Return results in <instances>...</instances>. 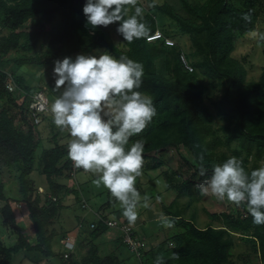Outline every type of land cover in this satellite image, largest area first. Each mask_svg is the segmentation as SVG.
<instances>
[{"label":"trees","instance_id":"1","mask_svg":"<svg viewBox=\"0 0 264 264\" xmlns=\"http://www.w3.org/2000/svg\"><path fill=\"white\" fill-rule=\"evenodd\" d=\"M85 2L0 0V62L8 54L15 53L8 60L14 61L19 69L27 64L51 65L61 56L73 58L78 53L89 54L97 49H106L117 59L127 56L141 63L143 82L137 91L152 98L156 115L142 133L130 138L126 150L137 140L143 142L145 163L142 174L147 177L150 171L163 165L157 157L169 146H182L192 159L185 157L178 170L167 171L164 175L168 186L178 190V196L171 203L163 204L161 212L180 228L179 231L166 238L155 235V240L159 239L158 244L147 249V242L139 237L135 224H129L125 217L116 220L108 216V210L115 202L109 199L96 210L98 218L90 222L89 227L82 222L81 230L88 227L93 241L89 253L81 260L73 252L65 257V252L69 250L64 244L67 250L60 256V264H116L118 258L114 252L102 258L98 253L99 246L95 245L98 236L110 230L107 219L116 221L120 227H129L133 241L140 243L138 249L142 264H154L158 254L164 256L165 264H235L231 259L235 233L250 242L259 264H264V225H254L246 207L236 206V212H215L210 215L211 218L222 224L200 227L194 204L200 201L193 187L195 183L191 177L181 184L174 183L179 172L188 171L186 166L193 170L191 176L198 173L201 154L205 157L203 163L208 173H211L213 165L221 164L232 156L240 159L249 173L261 167L260 161L264 160V66L258 79H248L246 63L236 58L233 52L239 38L257 29L264 0H243L240 5L234 0H181L185 13L180 12L175 4L167 2H155L154 7L147 10L138 0L137 6L144 8L142 22L149 28V34L164 25L166 16L177 24L181 34L189 35L192 41L190 52H185L181 41L164 30L175 40V45L169 46L163 39L148 42L147 38H141L127 43V48H120L111 39L110 26L92 28L86 23L83 14ZM126 8L129 15L134 13L133 6ZM154 11L158 12V16ZM242 13H250L251 22L243 20ZM29 19L36 20L31 30L23 28ZM41 39L47 40L45 45L40 44L46 47L44 52L32 54ZM181 53H185L193 70L185 67ZM11 74L19 97L6 88L8 73L0 66V168L18 169V191L29 211L36 241L32 243L19 225L13 200L7 196L5 184L0 181V200L5 201L1 208L2 224L18 235L17 242L12 246H7L0 238V264H10L13 255L21 250L39 252L47 257L56 256L53 246L57 232L50 226L59 216L62 198L72 188L66 183L55 182L54 177L68 178L74 168L67 157V145L59 142L61 130L54 125L51 112L30 108L32 97L37 92H43L49 99L50 109L56 97L52 87L55 81L46 90L40 85L29 84L23 74ZM209 88L216 93L208 94ZM207 98L211 99L210 104L205 102ZM17 107L19 114L14 111ZM44 123L51 128L52 146L45 150L41 159L42 172L49 185V191L43 195L35 187L30 174L41 139L40 127ZM233 145L235 147L232 148ZM222 146L231 147L232 155L221 150ZM147 181L156 183L157 180L148 177ZM81 190L78 182L73 191L76 194ZM187 195L190 199L186 203L178 199ZM153 213L155 217L160 215L156 210ZM92 223L94 227H91ZM73 230L68 234L66 231L61 242L65 243L68 235L75 236ZM125 236L126 232H121L116 241L127 245L138 256ZM170 242L175 244L174 248L168 246ZM174 252L179 254L178 259L170 258Z\"/></svg>","mask_w":264,"mask_h":264},{"label":"clouds","instance_id":"2","mask_svg":"<svg viewBox=\"0 0 264 264\" xmlns=\"http://www.w3.org/2000/svg\"><path fill=\"white\" fill-rule=\"evenodd\" d=\"M137 4L138 0H86L83 14L92 28L118 22L116 31L129 44L147 38L156 30L162 37L153 41L163 39L167 44L166 39L172 38L160 28L149 34V28L142 22L144 8ZM154 5L155 0L149 6ZM126 6H133L134 13L129 15ZM241 18L251 22L250 13H242ZM249 37L264 41L262 32L251 31ZM7 73L9 78L12 74ZM143 74L141 63L127 56L117 59L106 51L98 56L77 54L74 59L65 56L54 61L53 91L59 95L49 109L54 125L61 131L67 130L71 136L67 157L73 167L97 175L93 184L96 188H106L120 203L129 224L137 220L141 195L135 184L137 177L142 175L145 161L141 140L132 143L127 150L126 146L130 138L142 133L156 115L152 98L137 91L142 85ZM17 90L18 87L9 91L15 93ZM204 159L201 154L198 174L203 179L195 184L200 194H211L220 201L226 199L237 207L244 206L254 225H264V166L249 173L241 160L232 156L213 165L209 175ZM143 199L142 207L148 208L149 198ZM173 223L164 219L166 227H172ZM83 225L79 224L80 232ZM79 234L68 235L64 244L70 252L74 246L68 247L66 242H70L69 239L71 243L77 242ZM168 246L174 248L175 244L170 242ZM170 258L178 259L179 254L174 252ZM154 264H165L164 256L158 254Z\"/></svg>","mask_w":264,"mask_h":264},{"label":"rangeland","instance_id":"3","mask_svg":"<svg viewBox=\"0 0 264 264\" xmlns=\"http://www.w3.org/2000/svg\"><path fill=\"white\" fill-rule=\"evenodd\" d=\"M147 10H151L154 6H149L153 4V0H140ZM181 0H155L158 4H163L164 2L175 4L178 10L182 13H185V10L181 6ZM192 2H203L204 0H191ZM234 2L238 5L242 4L243 0H234ZM157 14L158 12L154 11ZM36 20L29 19L23 26L28 30H31L33 27V23ZM111 28V39L115 44H117L120 48H127V42L124 41L123 37L117 33L116 28L117 24L109 25ZM162 30L169 34H173L177 37L183 45L185 52H190L192 50V41L189 35L181 34L178 30V26L175 22L165 16L164 25L160 27ZM257 32L264 33V9L259 15ZM47 40L41 39L34 50L31 51L32 54L43 53L45 50V46H40V44H46ZM108 52L106 49H97L89 54L78 53L84 55H99L102 52ZM109 53V52H108ZM110 54V53H109ZM234 56L241 61H244L247 66L248 74L247 78H255L258 79L262 68L264 66V41H257L251 39L249 37V33L246 36H243L237 41V48L233 52ZM15 53H10L5 56L0 62V66L6 70V72H12L13 74L16 72L18 74H23V77L29 84L34 86L40 85L43 89L49 90L51 82L55 79L53 77V68L54 63L51 65H32L27 64L23 65L21 68H16V63L14 61H9L8 58L14 57ZM77 54L73 56L76 57ZM111 55V54H110ZM65 56H61L59 59H63ZM206 83L208 80L206 79ZM53 88L55 87L52 86ZM207 93L213 95L216 93L214 89H207ZM16 97H19L18 91L14 93ZM53 95V94H52ZM55 95H59V93L55 92ZM55 95H53L55 97ZM210 98H207L205 102L210 104ZM212 108V106H211ZM19 114L20 109L17 107L14 110ZM52 116V115H51ZM19 117V116H18ZM219 124V121L217 122ZM57 129V128H56ZM41 139L39 140L38 147L35 150L34 154V167L30 174V178L33 180L35 187H38V191L43 195L49 191V185L45 175L43 174V162L42 156L46 149H49L52 146V138H51V128L48 123H44L40 127ZM71 136L67 132V130L61 131L59 135V142L68 146V142L70 141ZM235 147L234 145L232 148ZM221 150L227 151L228 154L232 155L231 147L220 148ZM185 157L190 160L192 156L189 155L187 150L180 146L179 148L175 146H169L166 149L162 150L159 153V160L163 163L161 167H159L155 171H150L148 177L153 180H157L155 182L147 181L148 177L145 175H141L137 177L135 187L141 195L140 204L137 206V220L134 223L139 237L144 239L147 242L145 248L150 249L158 244V241L155 240L154 236L159 235L161 237H167L170 234H173L180 230L174 223L172 227H166L163 218L162 205L171 203L174 198L178 196V190L175 188H170L166 182L165 174L167 171L178 170L180 164H182L185 160ZM261 166H264V160L260 161ZM186 173L182 171L179 172L176 176V180L174 183L181 184L184 180L191 179L195 184L199 183L203 178L199 176V174H195L191 176L193 172L192 169H188ZM211 173H209L210 175ZM18 169L15 167H3L0 168V181L5 184L6 194L12 199L13 208L19 222V225L24 229V232L30 238V241L34 243L36 241L35 230L32 226V223L29 219V211L27 209L26 204L23 203L22 197H20V193L18 191ZM96 174L85 172L83 169H75L72 168L70 171V175L67 177H54L55 182H63L66 183L67 186L71 187L73 190L78 186V182L80 183L81 192L76 193L71 189L69 193H65L62 198V206L59 216L54 220L51 224L50 229H54L57 232L56 238L54 242V250L57 252L56 256L47 257L42 255L39 252H30L27 250H21L18 253L13 255V259L10 264H60V256L67 249L64 246V243L61 242L63 238V234L67 231L73 230L76 233L79 230V224L84 223L89 227V223L95 221L98 217L95 215L96 210L107 200L115 198L111 197L110 192L101 186L100 188H96L93 184V180L96 179ZM199 197L200 201L194 203L197 207V224L200 227H204L207 224H213L214 226H219L220 222L215 221L211 218V214L215 212H236V205L228 202L226 199L224 201L218 200L216 197L211 194L205 196L200 194V190H196L195 185L193 186ZM65 190V189H64ZM63 190V191H64ZM147 196L149 198V207L144 208L142 204L144 202V197ZM17 199V200H16ZM85 199L87 203V207H82V200ZM182 202H187L190 197L181 196L178 198ZM5 201L0 200V238L7 246L14 245L18 240V235L8 227H5L2 224V212L1 208L4 206ZM64 204V206H63ZM192 208V207H191ZM153 209V210H152ZM159 211V216L155 217V212ZM190 209L188 213L190 214ZM188 215V214H187ZM186 215V216H187ZM108 216L111 219H122L123 209L120 206V203L115 200L112 204V208L108 210ZM88 227L81 230L78 241L71 243V239L67 240L69 245H73L72 252L74 255L81 260L83 255L89 253V249L93 246L92 238L89 234ZM123 228L110 227V230L104 235H100L97 238V243L95 241V245H98V253L105 258L110 252H114L117 255L116 264H142L140 258L132 253L131 249L129 250L127 245L116 241L118 236L120 235ZM79 233V232H78ZM235 245L232 249L231 259L235 264H259V259L255 254L250 242L245 241L239 233H235ZM74 250V251H73Z\"/></svg>","mask_w":264,"mask_h":264},{"label":"built area","instance_id":"4","mask_svg":"<svg viewBox=\"0 0 264 264\" xmlns=\"http://www.w3.org/2000/svg\"><path fill=\"white\" fill-rule=\"evenodd\" d=\"M2 29L1 25H0V30ZM2 36V33L0 32V37ZM162 37V33L159 32L158 30L155 31V33H153L152 35H149L147 37L148 41H153V40H156L158 38ZM166 43L167 44H174V40L170 39V38H167L166 39ZM181 60L182 62L184 63L185 67L188 68L189 70H193V66L190 65V63L188 62V59L187 57L185 56V53H181ZM6 87L10 90V91H14L15 89H17V85L14 81V79L12 78L11 75H9V78L8 80L6 81ZM30 108L31 109H35L36 111L38 112H44V111H47L49 110V99L48 97L45 95V93L43 92H37L33 97H32V100H31V103H30ZM36 121H38V119H36ZM82 206L84 208L87 207V203L84 202L82 204ZM106 223L110 226V227H116V228H123L122 231L126 232V236H125V239L127 242H130L132 244V249L136 252L137 255H140L141 254V251L138 249L139 246H140V243L138 242H135L133 241L132 237L130 236V233H129V227L128 226H123V227H120L117 225V222L114 221V220H111V219H107L106 220ZM95 224L92 223L91 224V227H94ZM66 245L68 247L69 246V243L66 242ZM70 254V251H66L65 252V257H68V255Z\"/></svg>","mask_w":264,"mask_h":264},{"label":"crops","instance_id":"5","mask_svg":"<svg viewBox=\"0 0 264 264\" xmlns=\"http://www.w3.org/2000/svg\"><path fill=\"white\" fill-rule=\"evenodd\" d=\"M75 232V231H74ZM78 232L80 233V230H78ZM78 232L76 234H78Z\"/></svg>","mask_w":264,"mask_h":264}]
</instances>
